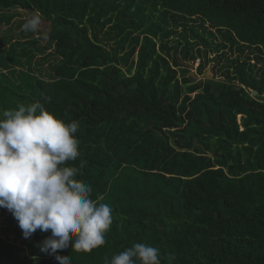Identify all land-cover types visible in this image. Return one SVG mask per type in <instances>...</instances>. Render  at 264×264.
Listing matches in <instances>:
<instances>
[{
  "label": "trees",
  "instance_id": "trees-1",
  "mask_svg": "<svg viewBox=\"0 0 264 264\" xmlns=\"http://www.w3.org/2000/svg\"><path fill=\"white\" fill-rule=\"evenodd\" d=\"M15 9L50 29L45 46L0 40V113L39 100L78 121L69 164L112 209L104 246L56 254L104 264L142 243L161 264H264V0H0V29ZM197 60L222 79L196 82ZM0 217L21 240L0 233V264H58L50 233Z\"/></svg>",
  "mask_w": 264,
  "mask_h": 264
},
{
  "label": "clouds",
  "instance_id": "clouds-1",
  "mask_svg": "<svg viewBox=\"0 0 264 264\" xmlns=\"http://www.w3.org/2000/svg\"><path fill=\"white\" fill-rule=\"evenodd\" d=\"M42 23L32 13L22 30L37 33ZM78 128V121L65 123L39 100L0 113V208L18 222L24 239L38 230L50 233L40 251L58 264H71L58 250L91 253L104 246L113 222L111 207L93 200L91 186L77 179L83 164H69L79 156ZM104 264H161V258L158 248L134 243Z\"/></svg>",
  "mask_w": 264,
  "mask_h": 264
},
{
  "label": "rangeland",
  "instance_id": "rangeland-1",
  "mask_svg": "<svg viewBox=\"0 0 264 264\" xmlns=\"http://www.w3.org/2000/svg\"><path fill=\"white\" fill-rule=\"evenodd\" d=\"M33 12H28L25 11L23 9H15L12 12H7L4 13V15H9L11 16V21L6 24V22H3V26L0 29V40L6 39L7 37H9L10 35L14 36V41L18 40V41H22L24 44H27L29 41H33L36 40L37 42H39L40 45L45 46L48 42V32L50 29V23L44 19L42 16V25L40 28V31L37 33H32V32H25L22 30V25L23 23H25V18L28 17L30 14H32ZM11 36V37H12ZM28 41V42H26ZM6 46L9 45L10 41L4 42ZM26 46V45H25ZM28 48H30V46H27ZM22 46L18 47V51H22ZM32 51L34 53L37 54V58L38 60H40L43 55L41 54V52H37L35 49H32ZM52 50H46V53L51 52ZM212 57V56H211ZM41 61V60H40ZM56 61L55 59H51V60H47V61H41V67L42 69H48L50 67V65L54 64ZM199 60L196 61L195 64H189L186 63V65L189 67L190 69V75L191 77L196 81H206V80H219L222 79V77H220V74L216 71V69L214 68V62H209L203 73H199L198 71V67H199ZM40 67V68H41ZM39 73V72H37ZM10 213V212H8ZM8 226L7 222H6V218L5 217H0V230L3 228V230L6 229V227ZM8 227L11 228L10 233H6L4 232H0L1 234H3V237H6V239L10 238L12 239V241H17L18 243H20L21 240H16V239H20L18 234L14 231L15 228V224H11Z\"/></svg>",
  "mask_w": 264,
  "mask_h": 264
},
{
  "label": "water",
  "instance_id": "water-1",
  "mask_svg": "<svg viewBox=\"0 0 264 264\" xmlns=\"http://www.w3.org/2000/svg\"><path fill=\"white\" fill-rule=\"evenodd\" d=\"M214 156H219L218 153H215ZM218 218H220V215L218 216Z\"/></svg>",
  "mask_w": 264,
  "mask_h": 264
}]
</instances>
